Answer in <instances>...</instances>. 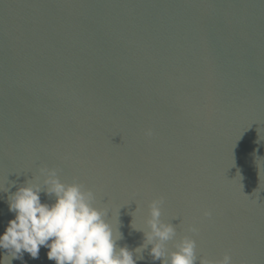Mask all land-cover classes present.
Instances as JSON below:
<instances>
[{
    "label": "water",
    "instance_id": "water-1",
    "mask_svg": "<svg viewBox=\"0 0 264 264\" xmlns=\"http://www.w3.org/2000/svg\"><path fill=\"white\" fill-rule=\"evenodd\" d=\"M44 167L95 193L118 247L162 197L169 253L264 264V0H0V235Z\"/></svg>",
    "mask_w": 264,
    "mask_h": 264
},
{
    "label": "clouds",
    "instance_id": "clouds-1",
    "mask_svg": "<svg viewBox=\"0 0 264 264\" xmlns=\"http://www.w3.org/2000/svg\"><path fill=\"white\" fill-rule=\"evenodd\" d=\"M152 134L151 130L146 133ZM41 193L54 196L55 202L42 203ZM95 199V193L84 184L63 182L56 169L40 168L35 182L28 180L9 197V210L15 218L0 235V249L7 250L0 264H5V259L12 264V260L22 259L25 252L36 259L41 246L49 249L47 258L55 264H137L143 259L138 254L148 245H152V259L162 260V264H195L197 242L192 237L184 236L171 253L166 248L177 231L161 219L162 197L149 205L148 231L133 227L132 222V228L143 231L145 236L144 243L134 251L127 246L118 247L122 233L109 221V211L95 206ZM190 231L198 230L191 227ZM200 260L201 264H233L227 253L221 260Z\"/></svg>",
    "mask_w": 264,
    "mask_h": 264
},
{
    "label": "snow or ice",
    "instance_id": "snow-or-ice-1",
    "mask_svg": "<svg viewBox=\"0 0 264 264\" xmlns=\"http://www.w3.org/2000/svg\"><path fill=\"white\" fill-rule=\"evenodd\" d=\"M176 218H178V217H176Z\"/></svg>",
    "mask_w": 264,
    "mask_h": 264
}]
</instances>
